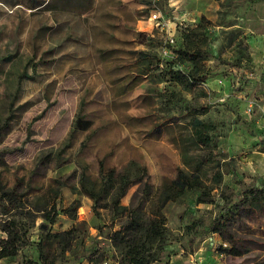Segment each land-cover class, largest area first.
<instances>
[{
	"label": "rangeland",
	"instance_id": "1",
	"mask_svg": "<svg viewBox=\"0 0 264 264\" xmlns=\"http://www.w3.org/2000/svg\"><path fill=\"white\" fill-rule=\"evenodd\" d=\"M34 3L0 0V184L11 188L19 180L21 202L8 215L0 207V238L6 218L28 228L18 254L0 262L46 264L42 237L72 230L68 250L56 241L43 249L54 264H88L93 251L117 264L109 235L125 217H114L106 199L95 206L81 190V171L96 178L100 161L118 171L131 161L145 164L152 185L148 211L163 183L186 167L177 145L181 126L198 116L212 142L194 152L210 158L205 179L218 168L222 183L212 193L214 203H200L198 192L189 191L164 207L167 238L151 264H264V214L233 223L232 239L212 230L225 204L221 192L237 201L249 186L264 188V0H94L87 11ZM154 12L159 21L151 18ZM201 18L210 38L203 47L213 55L205 82L183 89L151 76L132 80L130 51L144 47L136 28L154 36V52L166 60L169 54L160 50L167 36L175 39L172 48L178 46L182 29ZM105 50L110 56L101 58ZM161 115L173 122L161 136L149 135ZM77 116L91 126L73 130ZM142 195L135 184L122 202L137 204ZM40 200L46 210L56 202L55 223L46 210L31 207ZM75 202L78 209L69 214Z\"/></svg>",
	"mask_w": 264,
	"mask_h": 264
},
{
	"label": "trees",
	"instance_id": "2",
	"mask_svg": "<svg viewBox=\"0 0 264 264\" xmlns=\"http://www.w3.org/2000/svg\"><path fill=\"white\" fill-rule=\"evenodd\" d=\"M34 2V7H40L50 3V0H34ZM38 2L39 4H37ZM204 19L201 18L194 26L182 29L178 46L172 48L173 44L168 42L164 45L169 49V55L165 56L166 60L162 58L164 57L162 54L159 56L154 52L156 47L154 36L138 32L137 43L144 47L130 51L135 57L136 68V74L132 80L138 82L151 76L156 82L179 85L183 89H192L205 82L211 72L207 61L213 55L203 47L205 43L210 42L209 34L205 30ZM163 47L160 51L163 50ZM149 91L151 90L149 89ZM170 122H173L172 116L161 115L158 122L147 133L161 136L163 127ZM91 124L90 119L77 116L72 129L87 130ZM181 127L184 133H181V144L178 142L177 145L181 149V156L186 167H179L175 178L163 183L158 203L152 205L148 211L144 209V206L146 200L151 196L152 185L148 167L145 164L131 161L124 166L123 170L118 171L114 167L106 168L100 161L96 178L89 176L84 170L80 173L81 190L94 200L95 206L106 199L105 205L114 217L118 215L125 217L119 223L118 228L109 235L120 255V259L116 260L117 264H151L156 261L158 248L163 247L167 238L166 216L163 209L169 202L179 200L189 191L198 192L197 201L200 203H214L215 201L212 193L222 183V173L218 168H215L208 182L205 178L209 168L204 169V164L208 163L210 158L194 152L196 148L211 146L212 139L207 132L208 124L198 116H194ZM3 164L4 161L0 158V165ZM19 183L20 181L17 180L11 188L0 184V207L1 212L5 215L21 207L20 198L17 195ZM135 184H140L142 198L137 204L131 202L126 205L122 199L130 187ZM54 192H58L56 188H53ZM56 196L57 194L54 195V197ZM221 197L225 204L221 208L220 217L215 219L212 230L225 234L230 239H232L230 226L233 223L243 218H257L264 214V188L262 187L253 185L245 188L241 198L237 201L224 192H221ZM41 204L45 206L40 208ZM47 206L48 204L40 200L31 207L36 210H46ZM78 206L79 204L75 202L67 209V212L71 214L70 211H76ZM28 211L31 212V208ZM44 216L51 223L57 221L59 214L56 202L52 203ZM1 230L5 232L6 236L0 238V259L16 256L21 246L27 241L28 228H24L13 218H6L1 224ZM72 232V230L48 232L42 237L39 242V252L44 263L54 264V258L52 254L43 249L56 241L66 243L65 249L68 250L73 238ZM232 251L239 254L237 250ZM106 258L99 251H93L88 256V264H103ZM0 264L4 263L0 262Z\"/></svg>",
	"mask_w": 264,
	"mask_h": 264
},
{
	"label": "crops",
	"instance_id": "3",
	"mask_svg": "<svg viewBox=\"0 0 264 264\" xmlns=\"http://www.w3.org/2000/svg\"><path fill=\"white\" fill-rule=\"evenodd\" d=\"M45 1H48V0H45ZM68 1V3H66ZM94 1V0H56V1H53V0H50V6L52 5H59V4H62L63 6H74V7H85V10H89L90 6H91V2ZM54 2V3H53ZM139 31L138 29L136 28L135 29V34H137ZM135 49H138L137 47ZM134 49V50H135ZM112 51V50H108V51H104L102 52L101 55V58H104V57H108L110 55H108V53ZM108 52V53H107ZM133 58L135 59V57L133 56Z\"/></svg>",
	"mask_w": 264,
	"mask_h": 264
},
{
	"label": "built area",
	"instance_id": "4",
	"mask_svg": "<svg viewBox=\"0 0 264 264\" xmlns=\"http://www.w3.org/2000/svg\"><path fill=\"white\" fill-rule=\"evenodd\" d=\"M151 18H152L153 20L159 21L160 18H161V15H160V13L154 12V13L152 14V17H151ZM167 42H168L169 44H173V43H175V39H174V37L171 36V35H168V36H167ZM162 51H163L164 54H168L169 49H168L167 46H164ZM251 110H252V106H249V108L247 109V111L250 112ZM106 259H107V258H106ZM106 259L103 261V264H108V260H106Z\"/></svg>",
	"mask_w": 264,
	"mask_h": 264
}]
</instances>
